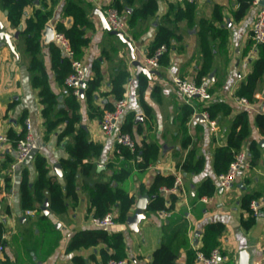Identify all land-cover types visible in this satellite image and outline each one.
Wrapping results in <instances>:
<instances>
[{
  "label": "crops",
  "instance_id": "0c3cea01",
  "mask_svg": "<svg viewBox=\"0 0 264 264\" xmlns=\"http://www.w3.org/2000/svg\"><path fill=\"white\" fill-rule=\"evenodd\" d=\"M87 1L93 11L99 9L102 12L112 2ZM176 3L177 0H158L155 17L139 25L138 32L141 34L135 39L128 30L125 34L133 46L135 60L153 71L149 76L136 73L127 45L104 30L100 18L93 11L90 14L93 28L85 30V37L89 41L79 59L88 78H93V65L99 63L102 81L93 105L102 108L107 101L115 102L109 94L110 81L119 70L126 69L129 78L124 85L128 100L125 116L133 115L135 122L131 138L138 145L145 142L157 148V158L146 170H136L131 163L128 194L134 197L135 202L128 211L127 219L136 216L134 227L126 219L125 222L114 221L105 229L109 233L122 235L125 259L132 264H150L153 252L162 243L171 245L176 251L175 264H199L194 257L195 251H204L211 243H214L213 248L219 250L221 264H264V133L255 123L257 115H264V75L254 93V102L243 106L235 97V91L251 72L257 57V53L252 51L251 30L258 5L252 3L244 17L237 21L233 17L238 8L236 0H196L195 25H188L186 20L177 22L174 33L179 39L172 41L169 50H166L164 64H158L156 69L150 68L144 65L143 60L148 57L156 26L168 13L169 5ZM63 6L64 0H39L37 5L33 2L23 8L20 26H25L26 20L34 16L36 9H42L44 12L51 11L47 24L54 31L60 22L68 28L71 19L62 16ZM215 6L220 8L222 20L214 23V27L223 30L225 40L222 42L220 38H215L213 68L207 78H202L201 84L213 91L216 100L228 104L231 113L221 120L214 119L219 129L213 133L201 115L204 102L193 99L186 103L173 84V78H187L196 82L201 66L199 33L207 34L205 22L213 17ZM0 22V132L22 134L25 132L24 122L28 120L37 148V153L29 161L14 167H11L14 163L12 153L0 157V228L4 240L0 264H100L99 251L105 248L104 245L67 251L76 232L93 228L89 202L84 193L79 191L77 204L68 207L62 214L50 213L44 205L30 214L20 209L21 179L23 173L27 174L30 182L35 179L34 157L37 154L46 159L49 174L57 176L62 183L59 161L67 156L64 149L67 138L59 141V130L45 138L42 105L38 90L31 85L23 45L15 36L7 40L6 34H15V31L9 28L6 15L1 11ZM42 48L50 87L62 101L67 91L54 81L50 51L44 36ZM140 75L146 77L142 91ZM184 105L192 106L194 113L183 126L180 113ZM243 111H247L249 116L248 135L240 147L247 154L246 163L238 170L230 191L224 192L217 187L219 173L214 153L227 144L231 123ZM89 112L85 98H81V126L86 129L92 142L102 146L100 156L93 161L95 170L109 177L119 168L114 138L101 135V119L89 118ZM251 142L257 145L258 156L254 160L249 153ZM188 154L191 156L190 169L197 167V171L180 169ZM157 174L170 175L174 179L179 177L181 182L177 194L162 193L167 207L170 206V196L175 197L169 217L163 220L157 213L136 208L140 197H152L146 192ZM101 180L105 179L102 177ZM83 182L80 177L79 186ZM248 198L263 202L257 215L246 207ZM111 213L116 216L115 210ZM75 257H80L82 263Z\"/></svg>",
  "mask_w": 264,
  "mask_h": 264
},
{
  "label": "trees",
  "instance_id": "16d2710c",
  "mask_svg": "<svg viewBox=\"0 0 264 264\" xmlns=\"http://www.w3.org/2000/svg\"><path fill=\"white\" fill-rule=\"evenodd\" d=\"M42 2L44 0H41ZM237 10L233 13L235 20L244 17L253 0H236ZM158 0H112L107 6L114 8L125 19L129 34L132 38H137L139 25L155 17ZM33 4V0H0V11L6 12V19L9 28L16 33V39L23 45V54L28 61V72L33 88L38 90V97L42 105L41 117L43 119L45 138L55 130H59L57 139L59 141L67 138L64 146L66 158L59 161L61 167V182L57 176L49 174V167L46 159L37 154L34 157L36 170L35 179L30 182L27 174L23 173L19 187V206L22 211H38L40 206L46 202V207L50 213H65L68 207H74L78 201V192L81 191L89 202V213L93 217L101 218L107 213L116 211L114 221L125 222L129 209L133 206L135 199L129 196V179L132 176L131 163L134 169L144 171L157 158V148L145 142L136 144L133 151L126 147L118 146L120 155L116 157L119 168L114 170L109 177L96 172L93 162L100 156L102 146L90 140L88 132L81 126V115L79 114V101L85 98L89 106V118L101 119L104 111L112 110L114 103L107 101L102 108L93 105L95 94L97 93L102 76L100 74L99 63L93 65V78H87L83 95L75 97L71 88L65 86V78L71 73L69 61L61 54L59 47L53 42L47 43L50 51V69L53 72L54 81L59 86L66 89V96L60 101L59 94L53 91L49 83V74L43 59L42 36L45 26L51 18V11L44 12L36 9L34 16L26 20L25 26H20V19L23 15V8ZM197 10L196 1L178 2L169 5V11L164 15L156 26L153 42L148 49V57L160 47L165 46L169 50L170 44L179 37L175 35L174 26L181 20H186L188 25H195V13ZM93 7L87 0H64L62 16L71 19V25L66 28L62 22L56 25L55 30L63 33L70 42L71 48L77 58L82 54V49L88 44L85 37V30L93 28L90 14ZM173 13V16H170ZM220 8L215 6L214 15L206 21L205 28L207 34L199 33L201 66L196 78V83L201 84L202 78H207L213 68L215 59V38L225 40L223 30L214 27V23L221 22ZM167 52V51H166ZM166 52L158 57V64H164ZM264 75V43L257 48V57L253 61L252 70L246 79L235 91V97L245 98L249 103L254 102V93L258 90ZM129 78L126 69L119 70L110 81V92L113 99H120L124 92V85ZM146 85V77L140 75L139 86L142 91ZM211 99L202 104V111L208 113L209 118L221 120L231 113V107L223 101H218L213 97V91L207 89ZM194 110L190 105H184L180 119L183 126L193 115ZM255 123L264 133V115L259 114L255 118ZM135 125L133 115L125 116V121L120 126L122 133H127L132 137L131 129ZM249 116L247 111H243L234 117L227 144L217 149L214 153V162L219 174L225 172L233 155L237 152L244 139L248 135ZM24 133H7L13 145L24 137ZM249 153L254 160L257 156V145L251 142ZM190 154L185 161L180 164V169L184 171H197L198 168L190 169ZM83 179V184L79 186V178ZM105 180H101V178ZM174 181L173 176L154 177L152 185L146 192L152 199L146 207L149 213H156L161 210H169L175 197L170 196V206H166V199L160 187H171ZM251 198L247 199L246 207ZM0 228V246L4 247ZM104 245L100 249V264H107L109 260H122L126 258L125 244L120 233H109L105 228L93 227L78 231L71 238L67 251L75 252L87 250ZM214 246L211 243L204 249L208 253ZM80 257H75L79 260ZM177 253L169 244L162 243L152 254L150 264H175ZM79 263H82L80 259Z\"/></svg>",
  "mask_w": 264,
  "mask_h": 264
},
{
  "label": "built area",
  "instance_id": "2783aa9c",
  "mask_svg": "<svg viewBox=\"0 0 264 264\" xmlns=\"http://www.w3.org/2000/svg\"><path fill=\"white\" fill-rule=\"evenodd\" d=\"M178 2H195L196 0H177ZM94 2V1H93ZM253 3L258 5V11L256 13L254 22L252 24V51L254 54L257 53V48L259 45L264 43V0H253ZM105 19L111 30L122 32L126 34L128 28L125 22V19L119 14L114 8L107 7L103 10ZM13 34V33H12ZM12 37L8 36L10 41ZM52 41L59 47L62 52V55L69 61L71 66V73L65 78V86L71 88L72 94L75 97L80 96V90L84 91L85 82L87 80V74L84 69L82 61L77 58L71 48L69 39L61 32L54 31ZM166 52L165 46H160L152 56L146 57L143 60L144 65L156 69L158 68V57ZM173 84L175 85L180 96L186 103H190L193 99H197L201 102H205L211 99L207 87L204 84H197L193 80L181 77H174ZM238 102L247 106L248 101L245 98H239ZM128 107L127 96L124 93L123 96L114 102L112 110H106L103 112L99 130L103 137H113L116 150V155L119 156V159L122 158L120 155L118 146L126 147L130 151H133L135 148V143L132 140L131 136L127 133H122L120 131V122L125 116ZM203 119L207 122L209 130L213 133L218 131V123L216 120L209 118L208 113L203 111L201 113ZM25 133L24 137L20 139L16 145H13L8 135L4 132H0V157L4 156L6 153L10 152L14 156V163L11 167H14L18 164H23L26 162V159L30 152L36 148L35 139L31 133L30 123L28 120L24 122ZM246 152L244 149H240L235 152L233 155L232 161L229 163L228 168L225 172L217 176V187L224 191L228 192L232 188L233 182L235 180L238 170L245 165L246 163ZM181 182L179 177H176L173 181L171 187H162L161 192L164 194L171 193L177 194L178 187ZM263 202L253 199L249 202V210L253 215L259 213L260 208H262ZM31 213V211H26ZM160 219H166L170 215L169 210H161L156 212ZM115 215L112 213H107L101 218L90 217V224L93 227L97 228H106L114 222ZM3 240V237H2ZM3 247L0 246V260L2 257ZM194 257L197 263L199 264H221V258L218 248H212L208 253H205L202 250H196ZM107 264H132L126 259L122 260H109Z\"/></svg>",
  "mask_w": 264,
  "mask_h": 264
},
{
  "label": "water",
  "instance_id": "95a60500",
  "mask_svg": "<svg viewBox=\"0 0 264 264\" xmlns=\"http://www.w3.org/2000/svg\"><path fill=\"white\" fill-rule=\"evenodd\" d=\"M33 2H34L35 5H37L39 3V0H33ZM93 12H94V14H96L100 18V23H101V26H102V28L104 30H107L111 35L116 36L122 43L127 45L130 57L132 59V65L135 67L136 73L137 74L143 73V74H145L147 76L152 74L153 73L152 70H149L147 67L143 66L139 61L135 60V56H134V53H133V46H132L131 41L129 40V38L126 37L124 35V33H122V32H117V31L111 30V28L109 27V25L106 22L104 13L101 10L94 9ZM4 15H6V12H4ZM0 25H1V22H0ZM53 32H54V29L47 24L45 26L44 31H43V36H44V42L45 43H49V42L52 41ZM5 34H6V32H5ZM8 36H15L16 37V33L13 34V35L12 34H6L7 40H8ZM82 95H83V90L81 89L80 90V96H82ZM36 153H37V148L33 149L30 152V154L28 155L26 161H29ZM151 199H152V197H149L147 195H144V196L140 197L139 200L136 203L137 210L144 211L146 209V207H147V204L149 203V201ZM46 205H47V203L45 202L44 203V207H46ZM135 222H136V216L130 217V218L127 219V223L131 227H134Z\"/></svg>",
  "mask_w": 264,
  "mask_h": 264
}]
</instances>
